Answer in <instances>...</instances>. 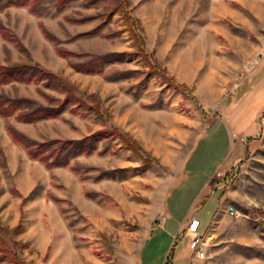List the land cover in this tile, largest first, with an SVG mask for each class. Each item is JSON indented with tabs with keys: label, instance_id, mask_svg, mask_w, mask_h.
Listing matches in <instances>:
<instances>
[{
	"label": "rangeland",
	"instance_id": "rangeland-1",
	"mask_svg": "<svg viewBox=\"0 0 264 264\" xmlns=\"http://www.w3.org/2000/svg\"><path fill=\"white\" fill-rule=\"evenodd\" d=\"M129 2L148 52L178 82L191 88L193 98L168 88L157 77L143 87L139 82L144 73L139 71L117 81L107 78L116 70L145 69L138 58L107 65L103 74H86L70 66V61L80 59L57 53L58 45L94 55L133 49L118 14L91 36L81 33L96 27L99 19L80 24L66 19L103 12L105 3L86 8L76 1L60 10L55 0H40L37 13L29 6L0 3V25L17 38L7 39L0 30V64L39 62L78 85L91 102L101 104L104 114L101 119L94 113L81 117L66 111L59 118L35 123L0 115V224L22 225L13 238L20 243L21 255L34 264H137L140 253L145 264H169L175 242L172 234L158 228L169 218L162 189L174 185L201 135L223 116L225 132L220 122L215 124L214 134L196 147V157L188 167L196 181L178 194L176 190L169 203L185 210L213 173L196 204L201 209L208 206L198 215L203 221L201 231H207L218 206L226 208V215L217 229L204 234L209 246L206 257L198 260L203 264H264V106L254 116L253 131L244 137L235 121H227L228 101L241 102L258 86L257 71L264 65V0ZM40 22L59 38L58 44L46 38ZM260 81L263 87L264 79ZM0 90L46 104L33 83L9 84ZM257 97L251 100L257 102ZM8 122L39 141L82 138L116 126L129 132L153 160L146 169L135 171L133 167L141 165L140 156L126 150L118 139H103L98 149H108L106 154L80 155L71 166L48 169L13 139ZM116 147L119 152L114 155L110 151ZM118 168L127 170L118 178L97 179ZM156 227L154 240L142 249ZM187 231L188 227L176 239L188 235Z\"/></svg>",
	"mask_w": 264,
	"mask_h": 264
},
{
	"label": "trees",
	"instance_id": "trees-1",
	"mask_svg": "<svg viewBox=\"0 0 264 264\" xmlns=\"http://www.w3.org/2000/svg\"><path fill=\"white\" fill-rule=\"evenodd\" d=\"M39 1L0 0V3L5 2L7 6H29L31 12L37 13L38 8L36 4ZM76 1H81L86 8H94L105 3L103 12L82 17H66L69 22L74 24L85 23L93 19L100 20V23L96 27L81 33L82 36L98 34L108 22L112 21L113 16L118 14L125 25L123 30L129 34L132 40L133 49L94 55L87 52L72 51L58 45L56 51L60 56L80 59L79 62L70 61V66L73 69L86 74H103L107 65L123 63L127 60L138 58L143 63L145 69L116 70L108 75L107 78L111 81H117L130 78L134 72L139 71L144 73L139 82L143 87L149 84L152 77H157L168 88L177 90L188 97L193 96L191 88L187 84L178 82L148 52L143 30L139 25L140 22L132 14L129 0H55V6L63 10ZM39 25L46 38L57 44L60 42L59 38L43 22H40ZM0 30L3 32L5 38L17 41V38L6 26L0 25ZM112 34L114 35L115 33H110L109 36H113ZM19 45L22 49L25 48L22 43H19ZM14 83L36 84L37 91L45 99L46 104H38L35 99L29 97H12L0 90V115L7 119L14 117L17 122L35 123L44 119L59 118L66 111L78 114L81 117H87L94 113L99 118H104L100 103L91 102L90 97H86V94L80 90L78 85L57 72L42 67L39 62L30 60L27 62L20 61L10 64H0V87ZM41 84L63 95V97L47 93L42 89ZM84 106L88 107V109L84 110ZM7 129L13 139L26 148L31 159L43 162L48 169L71 166L72 161L80 155H90L94 152L106 154L109 151L108 149L105 148L101 151L98 149V142L103 139H118L126 150L140 156L142 162L141 165L133 167L135 171L146 169L151 165L153 160L151 157L145 155L143 147L129 132H124L116 126L96 130L82 138H53L42 141L29 137L10 122L7 123ZM110 152L116 155L119 152V148H113ZM126 170L127 168L113 169L99 175L97 179L106 176L118 178L119 174ZM83 178L86 177L84 176ZM21 231V224L15 227L0 224V264H34L28 262L21 255L19 249L20 243L13 238L14 235L19 234ZM7 233L11 235L7 237ZM261 234L264 235V230L261 231ZM25 246H27V243L23 244V247Z\"/></svg>",
	"mask_w": 264,
	"mask_h": 264
},
{
	"label": "crops",
	"instance_id": "crops-1",
	"mask_svg": "<svg viewBox=\"0 0 264 264\" xmlns=\"http://www.w3.org/2000/svg\"><path fill=\"white\" fill-rule=\"evenodd\" d=\"M262 66L260 67L259 71H257L258 72L257 76L260 77V79L257 80L258 86L249 92L248 95H250V96L249 97L246 96L245 98L242 99L241 102H237V101L234 102V100L228 101V106H229L228 113H229V115H228L227 121H229V118H230V121L231 120H232V122L235 121L234 123H236L241 130L240 131L241 137H244L247 135L248 132L253 131V129H254L253 120L255 118L254 116H255V114L258 115L257 111H259L264 106V86L263 87L260 86V84H261L260 80L264 79V77H262V76H264V65H262ZM257 95H258L257 102H254L253 100H251L254 97H256ZM251 97H253V98H251ZM248 115H249L251 121H249L250 124L247 125L245 122H246V119L248 118L247 117ZM221 121H223V116L222 117L218 116L215 119V121L211 124L210 128L203 135H201L200 139L198 140V142L196 143V145L192 149L187 160L183 163V166L181 167V173L178 175L175 183H173L174 185L171 188L163 187V189H162V190H164L163 193L165 195L164 210H166L168 212L169 218L165 222L159 224L158 228L163 230V234L164 233L166 234L168 232H169V234H172V236L174 237V242H175V248L173 249L174 253L172 256V261H169V264H203L202 260H198L194 257V251L190 245V238L188 237V235H185V237H180L179 239L178 238L176 239V236L180 235L181 232L183 231V229L188 227L189 222L191 221L190 218H196V219L200 220V224H199L200 232L204 235V234L210 233L212 231V229H214V228L217 229L219 227L218 226L219 223H221V221L223 220V218L226 215V208L222 207L221 205L218 206V208L215 211V214L212 218V223L208 227L207 231L206 232L201 231V227L203 226V221L201 220V218L198 215L201 213L202 210L207 209L208 206L201 209V207H197L196 204H197V201L200 198V196L205 191V188L210 183V181L213 177V173H211L210 176H208L204 180V182L201 184L199 192L196 194V197L192 200V202L188 205V207L185 210L181 209L180 205L176 206L177 207L176 208V207H172V205L169 203L170 199L174 196V192H176V190H177V194H178L179 189H182L183 187L187 186L189 183L196 181V179H197L196 176L193 177L192 174L188 170L189 165L192 163V161L196 157V153H197L199 146H198L197 150H196V147H197V145H200V143H202L203 140L210 137V135L214 134L215 131L212 132V129H213L215 124L220 122L219 124H221L220 126H222L223 131L225 132L223 123ZM219 165H220V163L217 165V167L215 168L214 171L219 169ZM178 181H180L181 184L179 186H177V185L175 186V184ZM177 201L178 200H176V202ZM177 203L180 204V202H177ZM168 227H170V228H168ZM158 228L156 227L155 229H152L151 233L144 240L142 247H141L142 249H145L148 246V243L150 241L154 240L155 237L153 238V235H154L155 231L158 230ZM173 230H174V232H172ZM183 242L187 243L186 246L183 245ZM145 263H146V260L143 256H141V253H140L137 264H145ZM147 264H148V262H147Z\"/></svg>",
	"mask_w": 264,
	"mask_h": 264
},
{
	"label": "built area",
	"instance_id": "built-area-1",
	"mask_svg": "<svg viewBox=\"0 0 264 264\" xmlns=\"http://www.w3.org/2000/svg\"><path fill=\"white\" fill-rule=\"evenodd\" d=\"M233 215H237V213L229 211ZM200 220L192 219L189 226L187 234L191 237V247L195 252L196 259H203L206 257V251L209 246L207 239L200 232L199 228Z\"/></svg>",
	"mask_w": 264,
	"mask_h": 264
}]
</instances>
